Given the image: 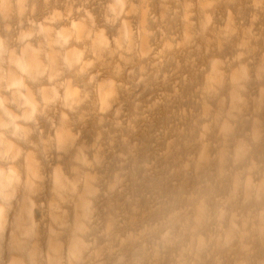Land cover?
<instances>
[{
	"label": "clouds",
	"instance_id": "9594fccd",
	"mask_svg": "<svg viewBox=\"0 0 264 264\" xmlns=\"http://www.w3.org/2000/svg\"><path fill=\"white\" fill-rule=\"evenodd\" d=\"M0 264H264V0H0Z\"/></svg>",
	"mask_w": 264,
	"mask_h": 264
}]
</instances>
